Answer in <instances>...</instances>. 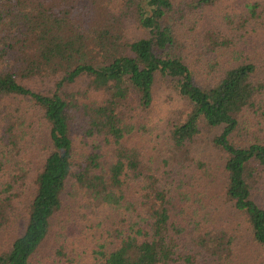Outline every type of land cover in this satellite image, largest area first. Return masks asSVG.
<instances>
[{
	"label": "trees",
	"instance_id": "trees-1",
	"mask_svg": "<svg viewBox=\"0 0 264 264\" xmlns=\"http://www.w3.org/2000/svg\"><path fill=\"white\" fill-rule=\"evenodd\" d=\"M158 81L182 104L162 167L131 141ZM70 186L98 264H254L234 223L264 264V0H0V264H35ZM45 259L74 264L63 244Z\"/></svg>",
	"mask_w": 264,
	"mask_h": 264
},
{
	"label": "rangeland",
	"instance_id": "rangeland-1",
	"mask_svg": "<svg viewBox=\"0 0 264 264\" xmlns=\"http://www.w3.org/2000/svg\"><path fill=\"white\" fill-rule=\"evenodd\" d=\"M25 116L27 123L31 124V134L34 132L39 134L41 129L38 123V116L36 113L24 105ZM182 110L181 101L176 97L175 93L169 87L167 83L158 81L154 88V99L151 107L147 110L133 111L131 116L135 121L134 137L131 139L133 143L143 148L145 158L153 166L162 167V159L165 158L169 149L167 144V133L169 130V124L175 121L178 117V111ZM131 114V113H130ZM75 127V158L79 161L83 158L84 154L89 152L88 146H85L81 140L82 134L80 125L74 124ZM209 137L201 135L198 142L195 144L196 149L199 151L200 156H204L207 152H203L207 149L208 152L212 151L207 140ZM29 139L28 142L29 143ZM39 145L35 147L26 148L25 159L30 160L28 167L34 161L39 162L40 151ZM40 149V148H39ZM101 152H103L101 150ZM104 153V152H103ZM37 159V160H36ZM213 161L211 172L213 174V182L208 187L209 197L203 201V205L208 204V199L213 198L212 205H219V192L221 190V180L219 178L221 167V160L217 153L212 152V156L209 158ZM106 164L109 163L108 156H104ZM178 165V164H177ZM176 165V166H177ZM172 166V164H171ZM179 167V165H178ZM198 191H202L198 189ZM68 196L65 198V210L55 216L50 228V234L44 241L42 248L39 250V255L35 264H45V256L50 253V250L59 244L65 246L69 259H73L74 264H98V247L104 243L101 237V227L98 225V221L91 216H85L84 213L76 206L75 200L72 199L69 193H72L71 186L67 189ZM205 198V197H202ZM228 214V210L222 206L219 210V215ZM114 215V214H113ZM229 223H231L229 221ZM186 225V224H184ZM236 229V235L239 239L237 248L241 251V257L246 260L244 263H257V258L263 254V250L257 249L247 243L246 231L244 227H241L237 231L235 223L232 226ZM65 264V263H64Z\"/></svg>",
	"mask_w": 264,
	"mask_h": 264
}]
</instances>
